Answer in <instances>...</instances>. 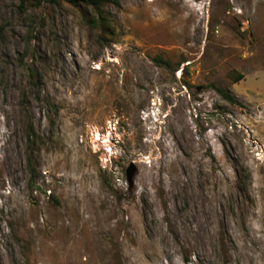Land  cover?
Returning a JSON list of instances; mask_svg holds the SVG:
<instances>
[{
    "label": "rangeland",
    "instance_id": "obj_1",
    "mask_svg": "<svg viewBox=\"0 0 264 264\" xmlns=\"http://www.w3.org/2000/svg\"><path fill=\"white\" fill-rule=\"evenodd\" d=\"M117 1L0 0V264H264V0Z\"/></svg>",
    "mask_w": 264,
    "mask_h": 264
},
{
    "label": "trees",
    "instance_id": "obj_2",
    "mask_svg": "<svg viewBox=\"0 0 264 264\" xmlns=\"http://www.w3.org/2000/svg\"><path fill=\"white\" fill-rule=\"evenodd\" d=\"M26 1L29 0H19L20 5H24ZM36 3L38 7L42 6H51V7H61L62 4H67L75 9L79 10H87L90 8L92 10L93 16L89 20H85L87 26L93 29H98L101 33L109 34L107 29H109V17L104 10H102L103 6L106 4L118 5L117 0H32ZM85 17V16H84ZM242 76H239L237 80L241 79ZM216 91L227 101L230 103L234 102V98L229 94L228 90H220L215 88ZM28 138L31 136H35V133L32 127L29 125L27 129Z\"/></svg>",
    "mask_w": 264,
    "mask_h": 264
},
{
    "label": "water",
    "instance_id": "obj_3",
    "mask_svg": "<svg viewBox=\"0 0 264 264\" xmlns=\"http://www.w3.org/2000/svg\"><path fill=\"white\" fill-rule=\"evenodd\" d=\"M135 171H136V167L133 164V162H131L128 165V167L126 168V171H125L126 180H127V183H128L129 187L132 186V184H133V177H134Z\"/></svg>",
    "mask_w": 264,
    "mask_h": 264
},
{
    "label": "bare ground",
    "instance_id": "obj_4",
    "mask_svg": "<svg viewBox=\"0 0 264 264\" xmlns=\"http://www.w3.org/2000/svg\"><path fill=\"white\" fill-rule=\"evenodd\" d=\"M94 135L97 137L98 136V132L96 130H94Z\"/></svg>",
    "mask_w": 264,
    "mask_h": 264
}]
</instances>
